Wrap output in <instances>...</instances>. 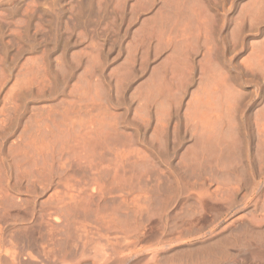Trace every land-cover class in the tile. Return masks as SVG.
<instances>
[{
	"label": "rangeland",
	"instance_id": "374dc122",
	"mask_svg": "<svg viewBox=\"0 0 264 264\" xmlns=\"http://www.w3.org/2000/svg\"><path fill=\"white\" fill-rule=\"evenodd\" d=\"M261 173L264 0H0V264L206 229Z\"/></svg>",
	"mask_w": 264,
	"mask_h": 264
},
{
	"label": "bare ground",
	"instance_id": "6f19581e",
	"mask_svg": "<svg viewBox=\"0 0 264 264\" xmlns=\"http://www.w3.org/2000/svg\"><path fill=\"white\" fill-rule=\"evenodd\" d=\"M244 159H245V157H244ZM242 172H244V171H242ZM242 172H240V173H242ZM261 172H262V169H261ZM248 173H250V172H248ZM255 174H254V177L257 179L254 181L250 192L248 190V192L250 194L248 196L246 195V198L243 200V202L241 204H238L237 206H235L233 203V207L231 206L232 208H230V209L228 208L229 209L228 211H226L224 208V210L227 213L225 212L222 216H218V218H216V216H214L213 218H216L214 223L209 225V227H207L206 229H204V228L203 229L201 228L199 230L197 229L198 232H197V230L196 231L193 230L194 231V233H193L190 230L191 229L190 227H192V226L186 228L183 224V226L185 228L184 231L186 229L187 230L189 229V231H191L192 233L191 232L188 233L189 231H187V233H186V231L185 232L184 231L178 232V230H177V232H174L175 230L174 231L169 230L168 232L172 231L173 233H167V231H165V238H163V239H158L156 237L150 239V237H152V236H150L149 238H146L147 237L146 234H143V233H142V236H141V234H140V236L138 234L135 235L133 233V231L135 229L133 231H131L132 229L131 230L128 229V231L125 230V231H121V232L120 231L116 232V230H114L115 231L114 234L112 233L111 237L109 234V236L107 237L106 244H104L101 241L104 245L100 244V246H99L100 242L98 240H96V241H98V244H97L98 246L92 247V248H94V249H92L91 247H89V245L87 248H85V246H87V243L85 242L86 245L84 246V248L82 246L81 249L80 248L79 249L76 248L74 250L72 249V251L70 250L71 253L69 255L66 256L65 255V254H67V252H66L64 254L65 255L64 257H57L56 260H53V262L55 261V264H264V199L261 200L260 199L261 196H260V198H258V196L256 198V195H258V194L260 195L262 193L260 187L262 185H264V173H261L260 175L257 174L258 176H256ZM219 186H220V184H219ZM244 188H246V186ZM239 189H241V188H239ZM220 190H221V188H220ZM233 194H235V192ZM197 197L199 199V200L197 199L198 203L201 204L205 208V204H206L205 197H203L201 195H199ZM227 197H229V196H227ZM262 198H264V197H262ZM209 201H211V200H209ZM212 201H214V200H212ZM228 201H227V203H228ZM250 202L253 203V206H251V207L252 208L254 207V212H252L248 216L247 215L243 216L242 213H241V215H238V212L240 209H243L246 206L251 205V204H249ZM237 203H235V204H237ZM195 205H196V202H195ZM202 206H200V207H202ZM208 208H209V206H208ZM252 208H250V209H252ZM208 212H210V211H208ZM221 213H222V211H221ZM211 219H210V221H212ZM192 221L195 222V220H192ZM188 222H187V224H189ZM198 222H200V221H198ZM244 222L247 223L246 226H244L242 224ZM191 223L192 222H190V224ZM207 224H209V223H207ZM240 225H243V227ZM173 228L174 227H172V229ZM180 228H181V226H180ZM142 231H145V230L142 229ZM83 232H84V230H83ZM148 233H149V231H148ZM161 233H160V235H161ZM102 236H104V234ZM158 236H159V234H158ZM93 237L95 238V235ZM96 238L99 239V237H96ZM86 239H88L90 242V238H88V236L86 237ZM93 240L94 239H92V241ZM73 242H75V241H73ZM89 242H88V244H90ZM82 244H83V242H82ZM90 246H91V244H90ZM54 252H55V250H54ZM57 255H58V253H57ZM53 256L56 257L55 255H53Z\"/></svg>",
	"mask_w": 264,
	"mask_h": 264
}]
</instances>
